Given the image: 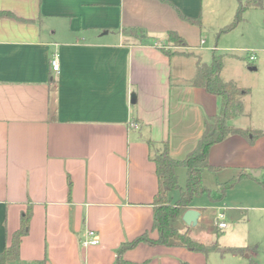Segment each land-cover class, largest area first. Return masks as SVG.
Segmentation results:
<instances>
[{"label": "crops", "instance_id": "0c3cea01", "mask_svg": "<svg viewBox=\"0 0 264 264\" xmlns=\"http://www.w3.org/2000/svg\"><path fill=\"white\" fill-rule=\"evenodd\" d=\"M236 8V0H0V12L11 13L0 16V254L23 214L31 213L20 257L8 264H116L123 243L145 233L158 239L152 206L158 177L151 157L167 142L171 156L184 159L205 120L217 114L218 98L193 86L198 55L190 51H232L203 46V24L212 14L223 28ZM171 32L186 46L176 45ZM54 53L60 54L59 72L53 70ZM252 53L264 66V54ZM239 117L230 124L260 130L239 125ZM209 161L219 170H204L202 182L213 193L219 229L234 211L264 210V136L255 144L230 136L211 148ZM185 171L177 169L179 179ZM242 171L260 175L235 186H245L246 197L241 191L240 204L229 210L220 185ZM188 209L200 211L193 226L200 228L199 203L193 200ZM183 224L184 231L190 228L181 218ZM90 231L100 244L85 248ZM219 244L248 252L205 255L141 243L123 258L139 264H250V246Z\"/></svg>", "mask_w": 264, "mask_h": 264}, {"label": "trees", "instance_id": "16d2710c", "mask_svg": "<svg viewBox=\"0 0 264 264\" xmlns=\"http://www.w3.org/2000/svg\"><path fill=\"white\" fill-rule=\"evenodd\" d=\"M237 12L232 23L220 29L219 36L235 29L245 21L244 14L251 9H262V0H238ZM0 16H11V13L0 12ZM192 24L201 25V18L191 19L183 16ZM129 33L142 36L141 29H129ZM173 42L178 46H186L185 41L177 34L170 33ZM224 56L218 55L217 50L213 53L211 63H204L197 57V73L193 81V86L204 88L208 93L216 96L219 100V110L217 114L205 120L204 132L196 147L182 160L175 159L170 154L169 144L162 143L154 151L151 160L156 165L158 177V192L154 197L152 206L154 209L153 228L159 232L158 239H151L147 233L143 234L132 242H126L118 250L116 264H139L127 261L123 258L126 251L135 248L141 243L151 245H164L168 247H183L192 252L209 255L219 253L222 256L235 255L245 256L247 248L223 247L217 241L213 243L201 242L193 238L190 228L184 231L178 225L181 221L185 209L189 207L194 198L207 194L213 197L210 189L202 183V173L208 169L217 171L219 168L210 164L209 154L213 146L224 142L233 135H239L248 140L250 144L264 136V132L252 128H237L230 124V121L245 114L244 96L250 94L249 89H244L234 81H224L221 77L224 68ZM252 68V66L250 67ZM148 145L156 148L157 143L147 140ZM184 167L187 170V184L181 188L177 169ZM253 177L248 171H242L238 176L220 185V193L225 196L227 190L234 188L241 180ZM259 180V178H256ZM264 188V182H261ZM174 190H180V198L172 202L170 194ZM31 213L27 211L21 218L20 228L14 233L10 245L0 254V264H8L10 261L18 260L20 257V246L24 236L28 233ZM39 264H45L41 262ZM144 264V263H142ZM250 264H255L250 260Z\"/></svg>", "mask_w": 264, "mask_h": 264}, {"label": "rangeland", "instance_id": "374dc122", "mask_svg": "<svg viewBox=\"0 0 264 264\" xmlns=\"http://www.w3.org/2000/svg\"><path fill=\"white\" fill-rule=\"evenodd\" d=\"M236 1L239 4V1ZM249 11L250 12L247 11L244 14V22L239 24L231 32L222 34L221 36H219L221 28L219 29L217 23L213 19V15L211 14L205 19L203 24L204 33L202 38L207 42L206 45L203 46L212 45L213 47L216 45L218 47L225 46L226 48H233L232 51H224L220 48L217 51L218 55L224 56V73L223 75L221 74V77L225 81H234L238 86L250 90V94L244 96L245 114L238 118V124H248L245 126L257 127L263 131L264 66L260 67L257 60L255 61L256 63L253 62L255 63L253 65L259 68V70L250 71L249 67L252 62L250 61L249 56L252 51L256 52L258 57H261V55L264 54L261 53L264 51V11L262 9ZM230 23H232V21ZM203 52L204 53L196 52L195 50L194 52L190 51V53L198 55L204 63H211L214 51L210 50ZM243 65H245V68ZM186 171L179 179L181 188H185L187 184ZM260 180L261 182H264V175H261ZM246 190L247 188L245 186L229 189L225 193L222 201L224 202L228 199L229 205L227 208L229 210L236 209V206L241 202V191H243V195L245 196L244 193ZM170 197L172 201H176L180 197V190L172 191ZM194 203H199L200 208L204 213V222L200 228L188 226L190 227V234L193 238L208 244L217 241L218 238L220 239L219 243L222 245L235 243L250 246L251 259L254 260L255 264H264V239L260 237L262 233H264V210L252 212L250 215L240 214L234 211L231 213L232 217L228 215L225 218L228 228L219 229L218 221L214 213L216 202L212 201L210 197L205 194L194 198ZM236 219L238 222L235 223ZM180 228L181 230H185L186 226L183 224ZM246 263L249 264L248 260Z\"/></svg>", "mask_w": 264, "mask_h": 264}, {"label": "built area", "instance_id": "2783aa9c", "mask_svg": "<svg viewBox=\"0 0 264 264\" xmlns=\"http://www.w3.org/2000/svg\"><path fill=\"white\" fill-rule=\"evenodd\" d=\"M205 41H202V44H204ZM250 61L252 63H250L251 66H253V62H255L256 60V57L255 55L252 53L249 57ZM52 66H53V70L54 71H57L59 72L60 71V54L59 53H54L53 54V57H52ZM132 126L134 127H139L138 126V123H134ZM224 213L220 214L219 215V219L220 220H223L224 219ZM219 226L221 228H226L227 224L222 221L219 223ZM100 244V240H99V237L96 235L95 232L93 231H90L87 235V238L85 240L82 241V245L85 247V248H91V247H95V246H98Z\"/></svg>", "mask_w": 264, "mask_h": 264}, {"label": "water", "instance_id": "95a60500", "mask_svg": "<svg viewBox=\"0 0 264 264\" xmlns=\"http://www.w3.org/2000/svg\"><path fill=\"white\" fill-rule=\"evenodd\" d=\"M256 70H257V67L250 68V71H256ZM134 102L135 101L133 99V103ZM252 174L257 177L260 175V172H254L253 171ZM200 217H201L200 211H198L196 209H188L183 214L182 219L188 226H196L198 224Z\"/></svg>", "mask_w": 264, "mask_h": 264}]
</instances>
